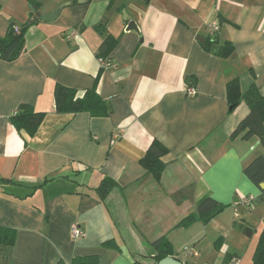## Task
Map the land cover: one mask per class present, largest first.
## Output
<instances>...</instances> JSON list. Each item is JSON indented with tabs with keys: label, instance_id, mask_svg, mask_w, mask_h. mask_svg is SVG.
<instances>
[{
	"label": "crops",
	"instance_id": "obj_1",
	"mask_svg": "<svg viewBox=\"0 0 264 264\" xmlns=\"http://www.w3.org/2000/svg\"><path fill=\"white\" fill-rule=\"evenodd\" d=\"M31 1L41 15L70 4L55 22L28 28L24 55L0 59V226L17 233L11 264L93 255L98 264H134L163 236L180 261L187 246L211 251L196 264L239 257L229 239L252 240L264 224L262 187L244 174L264 148L257 137H232L250 110L244 101L230 110L227 84L238 79L243 94L253 84L264 94V0H0V37L29 20ZM129 21L139 32L127 31ZM212 23L220 25L214 36ZM109 35L117 42L102 70L97 53ZM207 38L217 40L213 51L230 42L233 53L206 51ZM58 84L79 96L96 86L111 114L58 113ZM23 104L45 114L32 134L10 120ZM155 140L169 150L160 182L140 163ZM105 177L119 186L101 198ZM190 184L193 200L177 205L171 194ZM207 195L226 210L177 228ZM250 196L253 209L244 205ZM75 224L83 238L72 236Z\"/></svg>",
	"mask_w": 264,
	"mask_h": 264
},
{
	"label": "trees",
	"instance_id": "obj_2",
	"mask_svg": "<svg viewBox=\"0 0 264 264\" xmlns=\"http://www.w3.org/2000/svg\"><path fill=\"white\" fill-rule=\"evenodd\" d=\"M33 11L29 20L20 28L15 23H11L8 27L5 36L0 37V59L11 62L27 51L26 32L28 28L40 22L41 14L39 13L40 4L31 1ZM0 5V12H1ZM98 30L102 31V25L97 26ZM216 38L211 40L207 38L203 44L208 52H213L221 58H228L234 51V46L230 42L220 44L216 51L212 50V45L216 42ZM116 38L112 35L101 44L97 56L101 60L102 70L109 68L111 62L108 57L116 45ZM99 77V76H98ZM98 80V78H97ZM227 98L230 105V110H234L244 101L249 107V114L243 119L232 137H241L243 140H251L255 137L259 138L264 148V94L260 93L255 84L243 94L241 92L240 81L234 79L227 84ZM55 102L58 113H65L74 116L81 112H88L94 117H107L111 114V109L107 102L97 92L96 86L84 91L82 96H79V90L58 84L55 88ZM45 114L36 112L32 106L23 104L19 110L11 115L12 124L19 130H27L31 134L38 128L44 119ZM169 150L159 141L155 140L147 150L144 158L141 160V166L146 170L147 175L152 176L157 182L165 172L166 163L164 157L168 155ZM244 174L260 188L264 183V155H259L254 158L245 168ZM118 183L110 177H105L100 186L98 193L101 198H104L112 189L118 187ZM264 196V188L262 189ZM195 185L190 184L171 194L172 200L181 205L185 201H191L194 198ZM227 206L214 197L207 195L198 203L196 209L185 216L177 225V228H189L191 225L201 222L208 224L216 217L221 215ZM242 231L247 237L253 235V230L242 225ZM17 241V233L15 229L0 226V264H11L14 248ZM220 242V239L217 243ZM105 247H113V241L104 244ZM152 255L144 256L142 259H134V264H157L164 258L175 257L174 248L166 236H163L151 245ZM152 260V263L149 262ZM98 256L76 257L71 264H98ZM58 264H66L64 260H60ZM253 264H264V228L259 237L253 255Z\"/></svg>",
	"mask_w": 264,
	"mask_h": 264
},
{
	"label": "rangeland",
	"instance_id": "obj_3",
	"mask_svg": "<svg viewBox=\"0 0 264 264\" xmlns=\"http://www.w3.org/2000/svg\"><path fill=\"white\" fill-rule=\"evenodd\" d=\"M140 1H142V0H140ZM132 9H134V8H132ZM31 10L33 11V7L31 8ZM126 13L128 14L127 11H126ZM122 14H123V19H125V13L122 12ZM263 225L264 224H262L261 227H259V226L257 227L258 229H257L256 235L252 240H250V239H248L242 235L239 237H236L233 235L230 238L231 240L229 239V241L227 242V245L229 247L231 246V248L233 249L232 251L239 253V257H238L239 264H252V254L254 252L259 233L263 230ZM210 249L213 251L212 247H210ZM225 249H226V247L223 248V250H225ZM180 253L184 254L183 250ZM211 255H212V253L209 250V248H206L205 250H203L201 254H200V251L198 250L197 257L188 258L187 263H185V264H196V263H198L199 259L203 258L204 256L208 257ZM207 261L212 262L211 260L208 259V260H205L204 262H202V264L206 263Z\"/></svg>",
	"mask_w": 264,
	"mask_h": 264
},
{
	"label": "built area",
	"instance_id": "obj_4",
	"mask_svg": "<svg viewBox=\"0 0 264 264\" xmlns=\"http://www.w3.org/2000/svg\"><path fill=\"white\" fill-rule=\"evenodd\" d=\"M208 27H209L211 36L216 35L219 32V30H220V25L218 23L209 24ZM187 93H188L189 96H195L196 95V90L194 88H189ZM254 202H255V198L250 196V197H247L245 199L244 205L249 206L250 208L253 209L254 206H255ZM72 236L74 238H83L85 236V232L80 226L75 224L72 227ZM183 253L186 255V259H184L181 262H182V264H185V263H187V259L188 258L197 257L198 250L195 247H193V246H187V247H184ZM204 264H214V263H209L208 262V263H204ZM226 264H239V259H238V257H233Z\"/></svg>",
	"mask_w": 264,
	"mask_h": 264
},
{
	"label": "water",
	"instance_id": "obj_5",
	"mask_svg": "<svg viewBox=\"0 0 264 264\" xmlns=\"http://www.w3.org/2000/svg\"><path fill=\"white\" fill-rule=\"evenodd\" d=\"M79 2H82V0H79ZM69 4H70V2L59 6L58 8L53 10L52 12L41 15L40 20L43 22H48V23L55 22L60 17L63 9L66 6H68ZM125 18H126V20H128L127 14H125ZM127 31L128 32H130V31L139 32L137 24L134 21H129L128 26H127ZM202 41H203V39H202ZM261 187L264 188V183L261 184ZM261 200H264V196L261 198ZM157 264H182V262L175 257H167V258H164L161 261H159Z\"/></svg>",
	"mask_w": 264,
	"mask_h": 264
}]
</instances>
